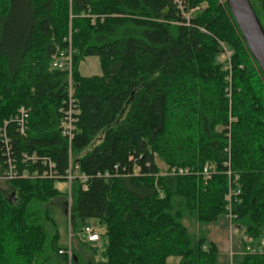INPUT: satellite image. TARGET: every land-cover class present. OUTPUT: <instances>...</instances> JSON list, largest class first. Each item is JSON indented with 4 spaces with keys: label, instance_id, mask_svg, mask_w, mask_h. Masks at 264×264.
Instances as JSON below:
<instances>
[{
    "label": "trees",
    "instance_id": "16d2710c",
    "mask_svg": "<svg viewBox=\"0 0 264 264\" xmlns=\"http://www.w3.org/2000/svg\"><path fill=\"white\" fill-rule=\"evenodd\" d=\"M221 1L0 0V174L10 156L29 176L7 181L13 202L0 190V264H69L56 216L69 213L70 148L87 177L71 184L72 264H264L245 252L264 239V79ZM250 1L264 28V0ZM69 38L71 144L69 72L53 67ZM89 57L102 75L82 76ZM230 192L232 255L205 232L228 221ZM87 226L98 242L80 239Z\"/></svg>",
    "mask_w": 264,
    "mask_h": 264
},
{
    "label": "built area",
    "instance_id": "2783aa9c",
    "mask_svg": "<svg viewBox=\"0 0 264 264\" xmlns=\"http://www.w3.org/2000/svg\"><path fill=\"white\" fill-rule=\"evenodd\" d=\"M177 2V0H175ZM179 4V2H177ZM73 49L71 46V38H69V47L66 49V51L62 52L59 56V58L55 61L53 64L54 68L57 69H66L69 72V86H68V97L65 101L64 105L65 108L63 110V117H62V133L65 137L69 139V143L71 144L74 133H75V126L77 122V116L80 113L78 106H77V100L74 96V84L72 82L71 74H72V57H73ZM224 55L226 59L228 60V66H230V57L232 55L231 51H228L224 49ZM25 118H27V113L24 109L20 110V116L16 118L17 123L19 124V132L23 135L26 134V127H25ZM3 137L6 140V143L8 141V138L6 136V133H3ZM70 158H69V167L66 171V174L64 176V179L67 182L68 190H69V206L71 204V198H70V191H71V184L76 178H80L84 182L87 181V177L83 174L79 175V166L78 164H75L72 159V153L70 148ZM7 169L4 174V177L6 180H13L16 178H27L29 177L26 174L19 175L18 171L16 170V164L14 160L9 156L6 160ZM189 171L188 169H173L172 174H179V175H185ZM229 175L231 174L228 172ZM202 175L204 178L209 179L210 178V167L205 166L202 170ZM37 177V176H36ZM41 177H52L49 175L48 172L44 171V174ZM232 192L229 193L227 196L228 204H227V219L232 224L233 219L235 216L232 212ZM69 240L67 244L66 249H62L59 251V254L65 255L69 259V264H72L74 261V254L72 252V234L69 235ZM80 239L84 241L85 243H93L98 242L100 238L99 232L93 228L92 226H87L84 228V230L79 235ZM245 252L250 255H261L264 256V239L259 240L258 242H249V244L245 248ZM232 255V254H231Z\"/></svg>",
    "mask_w": 264,
    "mask_h": 264
},
{
    "label": "rangeland",
    "instance_id": "374dc122",
    "mask_svg": "<svg viewBox=\"0 0 264 264\" xmlns=\"http://www.w3.org/2000/svg\"><path fill=\"white\" fill-rule=\"evenodd\" d=\"M220 3H222L221 0H220ZM204 7L205 5H203V8ZM224 49L230 51L229 48L226 46H224ZM217 62L222 64L224 67L228 66V60L226 59L224 52L223 54H220L218 56ZM79 70L82 76L84 77L102 75L100 60L97 57L86 58L81 63ZM260 92H261V89L260 88L257 89V93H259V95H260ZM157 164L159 168L161 169V172L165 174L168 170L167 166L160 160H157ZM3 177H4V174L3 173L0 174V190L5 192L7 195H11L13 192L10 188V185L7 182L8 180H6ZM58 188L61 189L62 191H65L66 186L64 184L58 183ZM70 210L71 208L69 206L68 215H65V213L63 214V212L60 211L58 212V215L56 216V218L60 220L61 233L63 234V239H64L63 241H66L67 244H68V240L70 237L69 235L71 234ZM185 225L192 232L195 231V229H197V225L194 224L193 220L186 221ZM205 232L207 233V237L210 240L214 241L219 246L220 250L224 254H229V255H231L232 251L235 249V245L237 244L236 240L241 234V231L237 230V228L227 220H226V224L224 222H220L217 225H213L208 228H205ZM71 243H72V240H71ZM99 248L100 250H102V247H99ZM91 253H95V251L92 249ZM170 262L174 263L176 261L172 259L170 260Z\"/></svg>",
    "mask_w": 264,
    "mask_h": 264
},
{
    "label": "water",
    "instance_id": "95a60500",
    "mask_svg": "<svg viewBox=\"0 0 264 264\" xmlns=\"http://www.w3.org/2000/svg\"><path fill=\"white\" fill-rule=\"evenodd\" d=\"M237 30L264 78V28L250 0H225ZM15 201L12 194L11 202ZM77 261V259H74Z\"/></svg>",
    "mask_w": 264,
    "mask_h": 264
}]
</instances>
